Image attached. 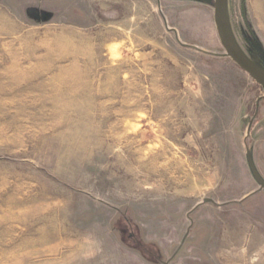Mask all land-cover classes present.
<instances>
[{"label": "rangeland", "instance_id": "obj_1", "mask_svg": "<svg viewBox=\"0 0 264 264\" xmlns=\"http://www.w3.org/2000/svg\"><path fill=\"white\" fill-rule=\"evenodd\" d=\"M214 0H0V264H264V91ZM264 67V0H227Z\"/></svg>", "mask_w": 264, "mask_h": 264}, {"label": "water", "instance_id": "obj_2", "mask_svg": "<svg viewBox=\"0 0 264 264\" xmlns=\"http://www.w3.org/2000/svg\"><path fill=\"white\" fill-rule=\"evenodd\" d=\"M213 11L216 32L225 55L232 59L264 91V67L259 64L257 57L248 56L238 44L229 22L227 0H214ZM247 163L254 179L264 190V180L256 170L250 154H247Z\"/></svg>", "mask_w": 264, "mask_h": 264}]
</instances>
